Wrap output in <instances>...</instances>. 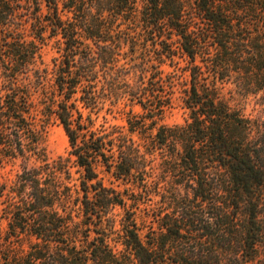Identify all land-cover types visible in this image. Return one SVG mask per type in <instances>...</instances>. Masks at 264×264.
<instances>
[{
  "label": "trees",
  "instance_id": "16d2710c",
  "mask_svg": "<svg viewBox=\"0 0 264 264\" xmlns=\"http://www.w3.org/2000/svg\"><path fill=\"white\" fill-rule=\"evenodd\" d=\"M166 65L189 76L182 125L158 123ZM251 97L264 105V0H0V171L18 167L0 181V264H264ZM126 103L142 112L110 124ZM52 120L69 149L49 160Z\"/></svg>",
  "mask_w": 264,
  "mask_h": 264
},
{
  "label": "rangeland",
  "instance_id": "374dc122",
  "mask_svg": "<svg viewBox=\"0 0 264 264\" xmlns=\"http://www.w3.org/2000/svg\"><path fill=\"white\" fill-rule=\"evenodd\" d=\"M58 46L56 45L54 40H46L41 48V57L42 62L45 67L49 69L52 67V60L55 57L59 56ZM166 74L175 75L174 77V98H173V105L172 107L166 112L164 117L158 123L161 125L167 126H177L182 125L185 123L187 118V110L183 107L182 97L183 91L189 86V76L186 72H184L179 67H170L168 65L162 67ZM239 99V104L243 108V112L245 115L254 118L260 119L264 121V105L260 104L256 99L253 97L243 100ZM34 100L38 101V94L34 95ZM119 111V110H118ZM129 112L139 114L142 112L139 106L132 105L129 103L120 105L119 112H113L111 115H107V119L110 124L112 125H119L127 127L126 119ZM104 112L102 113V115ZM155 134L156 129L151 131ZM133 137L140 141V135L135 133ZM45 148L47 153V158L49 160H54L60 155H65L69 149V143L67 136L63 128L56 122L52 120L50 126L48 127V133L45 139ZM18 167H7L0 171V181H11L15 178L16 171ZM75 177H77L75 175ZM118 190H125L127 189L125 186L119 185L118 183L115 184ZM119 185V186H118ZM131 189L126 192L131 199L129 203L133 205V211L136 213L137 222L141 225L144 231V216L150 213L149 208L144 204V188L140 191V189L130 187ZM133 200L139 201L137 204L133 203ZM122 211L120 209L115 210V214H120ZM119 247V246H118ZM121 249V247H119Z\"/></svg>",
  "mask_w": 264,
  "mask_h": 264
}]
</instances>
